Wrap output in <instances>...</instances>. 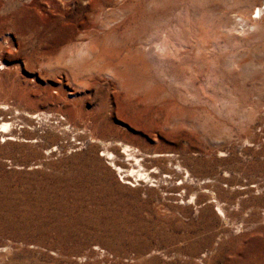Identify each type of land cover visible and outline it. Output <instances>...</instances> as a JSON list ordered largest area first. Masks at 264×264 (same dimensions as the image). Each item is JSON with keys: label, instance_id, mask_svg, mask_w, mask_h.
<instances>
[{"label": "rangeland", "instance_id": "rangeland-1", "mask_svg": "<svg viewBox=\"0 0 264 264\" xmlns=\"http://www.w3.org/2000/svg\"><path fill=\"white\" fill-rule=\"evenodd\" d=\"M258 6L0 0V264H264ZM90 38L160 66L79 85Z\"/></svg>", "mask_w": 264, "mask_h": 264}, {"label": "bare ground", "instance_id": "bare-ground-1", "mask_svg": "<svg viewBox=\"0 0 264 264\" xmlns=\"http://www.w3.org/2000/svg\"><path fill=\"white\" fill-rule=\"evenodd\" d=\"M262 11H264V7L258 6V13L261 14ZM114 46L115 45L107 44L103 40L101 41L95 38H90L83 46H81L80 48H77L75 52L76 55L72 57V64H71L75 72L72 75L73 82L75 83V81H77L79 85H82V82L84 81L85 77H89L91 75H102L112 80H115L116 82L122 83V85H126L128 83L132 84V81H134L135 79L132 77L133 75L130 76L132 72V70H129L130 68L135 66L137 68L140 67L141 69L146 70L147 68H151V67L152 69H156V67L160 66V61L158 60L157 57H155L153 53V51H155V48L151 47L148 50H143V49L142 50L137 49L134 51L128 50V53H125V54L123 53L122 56H120L119 54L118 57L115 56L114 58V52H119V49L115 48ZM172 49H173V44L171 45V37L168 32L165 34V37L162 43L158 45L157 51L163 52V54H161L162 56H165V55L168 56V53L170 51H173ZM165 61H167V59ZM1 64L5 65L3 62H1ZM157 72H158V69H157ZM162 72L165 73L163 70H161V73ZM171 79H174V78L172 77ZM178 85L179 84H177V86ZM176 90L179 91L180 99L184 100L185 95L182 92H180V88L177 87ZM1 125L5 129L0 130V137L1 138L7 137L8 139H13L15 135L12 132V128H11L12 123L9 121H4ZM1 131L8 132V133L4 135V134H1ZM121 146L124 149V151L127 152L128 156H132L134 157V160H138V158L132 153L133 152L132 150H135L136 148H132L131 145L126 144V143H122ZM122 153L124 152L122 151ZM138 176L148 177V175H145L143 173H138ZM123 182L124 184L131 185V182L129 181H123Z\"/></svg>", "mask_w": 264, "mask_h": 264}]
</instances>
